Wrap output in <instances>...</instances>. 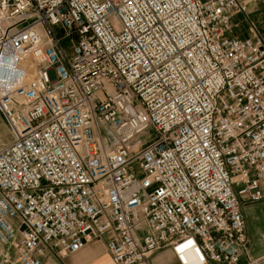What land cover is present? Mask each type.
<instances>
[{
  "label": "built area",
  "instance_id": "built-area-1",
  "mask_svg": "<svg viewBox=\"0 0 264 264\" xmlns=\"http://www.w3.org/2000/svg\"><path fill=\"white\" fill-rule=\"evenodd\" d=\"M257 6L0 0V264L97 239L112 264L247 255L241 200L264 195Z\"/></svg>",
  "mask_w": 264,
  "mask_h": 264
},
{
  "label": "crops",
  "instance_id": "crops-1",
  "mask_svg": "<svg viewBox=\"0 0 264 264\" xmlns=\"http://www.w3.org/2000/svg\"><path fill=\"white\" fill-rule=\"evenodd\" d=\"M254 8H258V6L249 10L252 19L253 11H255V14L257 12ZM260 19H253L259 27L263 25L264 15ZM257 21H259L260 25ZM243 26L246 28L243 24L242 29ZM261 30L263 29L261 28ZM237 34L241 38L248 36L246 32L241 31ZM9 141L8 132L0 117V147L6 145ZM241 213L244 221L243 234L246 239L247 255L239 254L237 264H249V262H252V264H264V195L263 199L257 203L241 200ZM40 264H112V262L107 254L105 239H97L85 244L78 252L67 256H59L49 247H45L40 258ZM143 264L178 263L169 248H162L151 254Z\"/></svg>",
  "mask_w": 264,
  "mask_h": 264
},
{
  "label": "rangeland",
  "instance_id": "rangeland-1",
  "mask_svg": "<svg viewBox=\"0 0 264 264\" xmlns=\"http://www.w3.org/2000/svg\"><path fill=\"white\" fill-rule=\"evenodd\" d=\"M254 9H256L257 10V12H256V14H255V11H253V13H254V15H253V19L254 20H259L260 18H262V16L264 15V9L262 8V6H258V8H254ZM250 17H252V15H250ZM240 18L241 17H236L234 20H232V22H234V23H238L239 21H240ZM260 20H262V19H260ZM257 23L260 25V23H259V21H257ZM260 26H262V25H260ZM241 30V32H245L244 30H245V27L243 26V29H242V25L241 26H239V29L238 30H233L231 33L232 34H237L239 31ZM260 34H261V36L264 38V31L263 30H261V32H260ZM64 44L66 43V41H64L63 42ZM6 128V127H5ZM7 130V129H6ZM8 132V131H7ZM8 135H9V133H8ZM156 137L154 136V135H151L150 136V139H152V140H154ZM9 139H10V141H11V137H10V135H9ZM9 141V142H10ZM8 144V143H7ZM0 251H1V247H0Z\"/></svg>",
  "mask_w": 264,
  "mask_h": 264
},
{
  "label": "bare ground",
  "instance_id": "bare-ground-1",
  "mask_svg": "<svg viewBox=\"0 0 264 264\" xmlns=\"http://www.w3.org/2000/svg\"><path fill=\"white\" fill-rule=\"evenodd\" d=\"M194 262H195V259H194L193 255H191L190 253L187 254V263L188 264H195Z\"/></svg>",
  "mask_w": 264,
  "mask_h": 264
}]
</instances>
